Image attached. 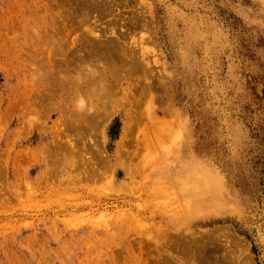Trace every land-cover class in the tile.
Listing matches in <instances>:
<instances>
[{
	"label": "rangeland",
	"instance_id": "obj_1",
	"mask_svg": "<svg viewBox=\"0 0 264 264\" xmlns=\"http://www.w3.org/2000/svg\"><path fill=\"white\" fill-rule=\"evenodd\" d=\"M114 38L149 76L79 138L47 52ZM0 264H264V0H0Z\"/></svg>",
	"mask_w": 264,
	"mask_h": 264
},
{
	"label": "bare ground",
	"instance_id": "obj_2",
	"mask_svg": "<svg viewBox=\"0 0 264 264\" xmlns=\"http://www.w3.org/2000/svg\"><path fill=\"white\" fill-rule=\"evenodd\" d=\"M105 4H106V2H105ZM97 5L99 6L100 4H97ZM107 5L110 6V2H108V4H106V6ZM112 5L113 4L111 3V6ZM15 15H16V13H15ZM16 17H18V19H19V15ZM21 20H22V22H21L22 26H24V28H25V33L21 36L20 40L22 42H21L20 48H21L23 53L30 56V49H31L30 44L31 43L29 41V32L32 28L29 25H34V24L32 23V21L30 19L25 18V17H22ZM135 25L136 24L134 23V26ZM34 26H36V24ZM137 26H140V25H137ZM38 34H40V33H38ZM117 39L118 38H116V39L114 38V40H111V39H106V41L103 40V53L101 52L100 55H98V56H101L103 58V68H102L103 70H101V72L97 75L94 72H91L90 74H85V76L83 78L79 77L80 74H79V76L74 77V78L69 77V76H71V74L69 75L68 71H70V69L72 67H70L71 63L68 59L65 61L66 62V68L65 69L67 71V75L64 74L63 72H59L58 69L54 68L53 61H56L55 56H56L57 52L59 53L60 49L57 50L56 52H53V49H50L47 52L46 56H47V58H49L50 66L48 67L47 70H45L46 73H43V74L41 73V74H42V76H59L60 74L67 76L66 79L58 78L57 82H59V85L53 86L52 84H50V85H48V88H50V86H52L53 89L57 88V90H59L58 92L60 93V101L58 102V104L60 106L65 107V109L67 108L68 111L70 110V111H74V112H75V110L73 109V107H77L79 109V112L77 110V113H78V116H80L81 120L79 118H77L78 121L74 120L75 124L72 126V128H73L72 130L73 131L75 130L76 133H79V135H80L79 138L83 137V134L86 132V130L89 131L90 128L91 129L95 128L96 124L98 126V129H100L102 121L104 122L107 118L106 112H103V113L100 112L101 110L99 108L101 106L94 109L93 111H89V106L103 105L101 108H104L106 105L108 106L109 104L115 102V97L120 93H125V91L127 93L126 97H128V96L134 97L133 95L135 94V91L138 88L132 87V85L134 83L128 82V79L133 80L135 77H138V74L140 75V73H142L143 76H145V75L149 76V73H150V70L148 69L149 64L144 63L143 60H140V59H139L140 60L139 61L138 59H136V57H134L133 59L131 58V60H133L132 62H134V63H132V69L131 70H125L126 72H128L127 74L129 76L122 75V69H121L122 67L121 66H123V68H124L125 64L128 65V63H125L124 61L123 62L121 61L120 65L118 67L114 66V68H107V65H112L115 63L114 60H119V56H118L119 54L118 53H119L120 48L117 50V47H118L117 46L118 45ZM123 51L124 50L122 48V53H123ZM124 54H126V52ZM124 54H122V55H124ZM28 56H27V58H28ZM58 64H59V62H58ZM25 76H30V75L28 73H25ZM86 76H88V77H86ZM96 76H100L101 79H96ZM162 76H163V74H162ZM164 87L166 88V84L164 85ZM132 90L134 92H132ZM51 92L53 93V91H51ZM44 96H46V95H44ZM85 96H87V98ZM71 99L75 100L74 104L70 103ZM58 135L60 136V133ZM66 143H67V141H66ZM66 145H68V148H69V143H67ZM56 147H57L56 151L58 152V148L63 147V146L57 144ZM71 148H72V154L73 153L79 154V152H80L79 147L72 144L70 146V149ZM60 151H62V148H60ZM64 151H65V149H64ZM68 153H70V152H68ZM59 154H61L60 159H63L65 157V154L63 156H62L61 152H59ZM97 172L98 171H94V172L90 173L89 176L96 179L97 177L100 176V172H98V173Z\"/></svg>",
	"mask_w": 264,
	"mask_h": 264
}]
</instances>
